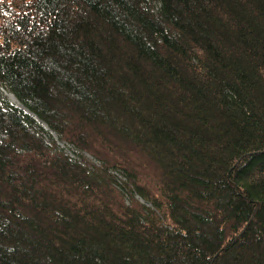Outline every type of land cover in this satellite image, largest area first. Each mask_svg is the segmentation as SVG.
Segmentation results:
<instances>
[{
	"label": "trees",
	"instance_id": "obj_1",
	"mask_svg": "<svg viewBox=\"0 0 264 264\" xmlns=\"http://www.w3.org/2000/svg\"><path fill=\"white\" fill-rule=\"evenodd\" d=\"M0 264H264V0H0Z\"/></svg>",
	"mask_w": 264,
	"mask_h": 264
},
{
	"label": "rangeland",
	"instance_id": "obj_2",
	"mask_svg": "<svg viewBox=\"0 0 264 264\" xmlns=\"http://www.w3.org/2000/svg\"><path fill=\"white\" fill-rule=\"evenodd\" d=\"M2 94H3V92H2ZM5 97H6V99L9 101V98L5 95V94H3ZM9 103L10 104H12L13 106H16L15 104H13L11 101H9ZM16 107H18V106H16ZM19 108V107H18ZM19 109H22V108H19ZM23 110V109H22ZM23 111H25V110H23ZM60 148L61 149H63L65 152H67L68 154H70V155H73L72 154V152H71V150H70V148H67L66 146H64V145H62V144H60ZM139 201H141L139 198H137Z\"/></svg>",
	"mask_w": 264,
	"mask_h": 264
},
{
	"label": "bare ground",
	"instance_id": "obj_3",
	"mask_svg": "<svg viewBox=\"0 0 264 264\" xmlns=\"http://www.w3.org/2000/svg\"><path fill=\"white\" fill-rule=\"evenodd\" d=\"M5 95L9 98V100H10L13 104H15L16 106H18L19 108L24 109V108L22 107V105L17 101V99H16L12 94L6 93ZM24 110H25V109H24Z\"/></svg>",
	"mask_w": 264,
	"mask_h": 264
}]
</instances>
